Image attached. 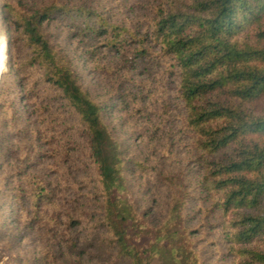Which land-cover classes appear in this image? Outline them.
<instances>
[{
    "label": "rangeland",
    "instance_id": "1",
    "mask_svg": "<svg viewBox=\"0 0 264 264\" xmlns=\"http://www.w3.org/2000/svg\"><path fill=\"white\" fill-rule=\"evenodd\" d=\"M157 1L0 0V43L9 45L0 70V264H131L119 255L104 224L107 205L88 133L43 71L31 64L24 23L32 11L51 3L87 5L111 23L145 31ZM74 25L60 16L42 30L53 52L70 61L83 90L105 107L103 123L121 145L136 212L153 230L161 229L172 198L180 197L199 263L237 264L226 218L211 189L203 187L197 138L187 127L170 57L156 48L145 58L136 56L134 48L117 53L101 45L92 51L89 38ZM11 85L25 87L18 92L22 121L15 118L17 107L8 97ZM7 118L10 124L5 125ZM39 193L42 205L37 208ZM142 264L163 263L156 257Z\"/></svg>",
    "mask_w": 264,
    "mask_h": 264
},
{
    "label": "trees",
    "instance_id": "2",
    "mask_svg": "<svg viewBox=\"0 0 264 264\" xmlns=\"http://www.w3.org/2000/svg\"><path fill=\"white\" fill-rule=\"evenodd\" d=\"M157 2L145 31L111 23L94 6L51 3L35 9L24 23L32 47L30 62L43 71L45 81L59 91L88 133L107 205L104 224L119 255L131 264L156 257L163 264H200L187 237L180 197L172 198L161 229L153 230L136 212L121 145L103 123L105 107L83 90L70 61L53 52L42 29L65 16L78 34L89 38L92 51L101 45L117 53L134 48L136 56L145 58L156 48L170 57L187 127L197 138L203 187L211 189L226 218L237 264H264V0ZM22 88L11 85L8 95L17 107V121L23 119L17 105ZM9 119L3 120L5 125ZM42 196L38 194L35 207L42 205ZM142 240L144 245L134 243Z\"/></svg>",
    "mask_w": 264,
    "mask_h": 264
},
{
    "label": "bare ground",
    "instance_id": "3",
    "mask_svg": "<svg viewBox=\"0 0 264 264\" xmlns=\"http://www.w3.org/2000/svg\"><path fill=\"white\" fill-rule=\"evenodd\" d=\"M9 49V45L7 41L1 42L0 43V70H4L6 64L4 63L5 60L7 59V52Z\"/></svg>",
    "mask_w": 264,
    "mask_h": 264
}]
</instances>
